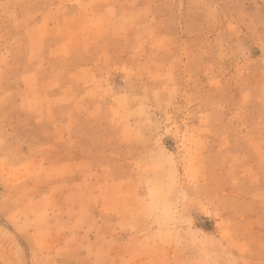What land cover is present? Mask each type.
Instances as JSON below:
<instances>
[{
	"label": "rangeland",
	"instance_id": "374dc122",
	"mask_svg": "<svg viewBox=\"0 0 264 264\" xmlns=\"http://www.w3.org/2000/svg\"><path fill=\"white\" fill-rule=\"evenodd\" d=\"M0 264H264V0H0Z\"/></svg>",
	"mask_w": 264,
	"mask_h": 264
}]
</instances>
